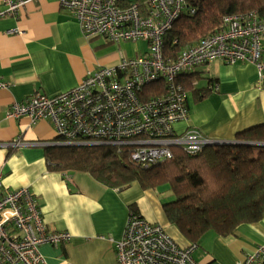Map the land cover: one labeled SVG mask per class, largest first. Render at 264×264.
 <instances>
[{
    "label": "built area",
    "instance_id": "obj_1",
    "mask_svg": "<svg viewBox=\"0 0 264 264\" xmlns=\"http://www.w3.org/2000/svg\"><path fill=\"white\" fill-rule=\"evenodd\" d=\"M35 1L0 0L5 6L0 18L16 15ZM55 1L74 15L86 40L142 42L148 49L132 59L121 54L117 65L88 72L66 92L33 95L12 104L7 118L26 117L31 124L50 121L58 139L53 144L129 146L132 159L141 165L170 159L174 147L196 153L211 140L198 129L179 133L175 128L188 119L182 75L218 59L230 66L249 63L259 81L264 80V19L256 13L225 16L222 31L169 57L165 36L184 13H195V0ZM70 239L67 232L47 229L27 188L3 191L0 181V264H47L40 247H57ZM115 247L116 264H198L192 258L193 247L179 246L164 228L135 213L128 216ZM237 264H264V245Z\"/></svg>",
    "mask_w": 264,
    "mask_h": 264
},
{
    "label": "crops",
    "instance_id": "obj_2",
    "mask_svg": "<svg viewBox=\"0 0 264 264\" xmlns=\"http://www.w3.org/2000/svg\"><path fill=\"white\" fill-rule=\"evenodd\" d=\"M109 44L102 37L86 40L74 15L55 0L30 2L16 15L0 18V181L3 191L27 188L47 229L70 234L67 243L40 247L47 264H116L115 243L132 204L179 246L189 245L168 224L161 195L137 183L111 188L86 173L49 171L38 143L56 141L52 123L6 117L13 103L33 95L56 96L76 87L88 72L117 65L123 53L107 49ZM192 73L195 87L212 83L214 88L199 101L189 96L188 120L175 126L177 132L193 128L210 140L231 141L240 131L264 125V80L259 81L253 65L230 66L216 59ZM16 140L20 145L4 146ZM262 245L264 213L257 222L239 226L232 237L207 234L192 257L198 264H237Z\"/></svg>",
    "mask_w": 264,
    "mask_h": 264
},
{
    "label": "trees",
    "instance_id": "obj_3",
    "mask_svg": "<svg viewBox=\"0 0 264 264\" xmlns=\"http://www.w3.org/2000/svg\"><path fill=\"white\" fill-rule=\"evenodd\" d=\"M192 6L195 13H184L166 34L165 55L176 57L222 31L225 16L256 13L264 19V0H195ZM192 72L180 81L187 106L189 96L199 101L214 88L212 83L195 87ZM229 142L232 145L205 146L196 153L174 147L170 159L150 165L135 162L129 146L52 144L43 151L51 172L86 173L111 188L137 183L141 190L161 195L168 224L194 251L207 234L232 237L239 226L257 222L264 213V125L240 131ZM130 211L137 214V206L130 205Z\"/></svg>",
    "mask_w": 264,
    "mask_h": 264
},
{
    "label": "rangeland",
    "instance_id": "obj_4",
    "mask_svg": "<svg viewBox=\"0 0 264 264\" xmlns=\"http://www.w3.org/2000/svg\"><path fill=\"white\" fill-rule=\"evenodd\" d=\"M106 47L107 49L112 48L113 50L119 49V51H121L124 54L123 56H125L126 59L135 58L137 55L141 54L142 52L147 51L148 49V45L142 42H139L137 44L130 43V42H126V43L122 42V43H119V45L117 43H112ZM159 191L164 192L165 189L163 188V189H160ZM164 200L166 199L164 198Z\"/></svg>",
    "mask_w": 264,
    "mask_h": 264
},
{
    "label": "bare ground",
    "instance_id": "obj_5",
    "mask_svg": "<svg viewBox=\"0 0 264 264\" xmlns=\"http://www.w3.org/2000/svg\"><path fill=\"white\" fill-rule=\"evenodd\" d=\"M14 119H18V118H14ZM17 141H20V140L12 141V142L9 143V145L10 146H14L15 145L14 143L17 142ZM226 144L232 145V143H229V141H214V140H211V141L207 142L206 146H213V145H215V147H217V146H222V145H226ZM131 213H133V212H131ZM137 215H139V214L137 213ZM126 223H127V221H126ZM67 242H69V241H67ZM67 242H64V243H67ZM64 243H62V244H64Z\"/></svg>",
    "mask_w": 264,
    "mask_h": 264
},
{
    "label": "water",
    "instance_id": "obj_6",
    "mask_svg": "<svg viewBox=\"0 0 264 264\" xmlns=\"http://www.w3.org/2000/svg\"><path fill=\"white\" fill-rule=\"evenodd\" d=\"M52 144H53L52 142H48V143H42V144H39V145H42V147H45V146H50ZM95 145L98 146V145H108V144H89V145H79V146H95ZM60 146L69 147V146H77V145H75V144H61ZM9 147H12V146L9 145Z\"/></svg>",
    "mask_w": 264,
    "mask_h": 264
}]
</instances>
